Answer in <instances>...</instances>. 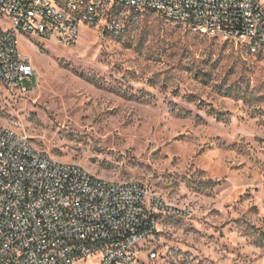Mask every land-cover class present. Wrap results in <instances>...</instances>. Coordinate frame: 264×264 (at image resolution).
<instances>
[{
	"label": "rangeland",
	"instance_id": "rangeland-1",
	"mask_svg": "<svg viewBox=\"0 0 264 264\" xmlns=\"http://www.w3.org/2000/svg\"><path fill=\"white\" fill-rule=\"evenodd\" d=\"M18 49L34 75L25 91L0 86V127L159 195L150 264H264V57L153 12Z\"/></svg>",
	"mask_w": 264,
	"mask_h": 264
},
{
	"label": "built area",
	"instance_id": "built-area-1",
	"mask_svg": "<svg viewBox=\"0 0 264 264\" xmlns=\"http://www.w3.org/2000/svg\"><path fill=\"white\" fill-rule=\"evenodd\" d=\"M143 12L264 57L259 0H0V86L25 91L34 75L20 36L70 47L81 27L119 34ZM164 209L143 183L93 176L0 127V264H150Z\"/></svg>",
	"mask_w": 264,
	"mask_h": 264
}]
</instances>
